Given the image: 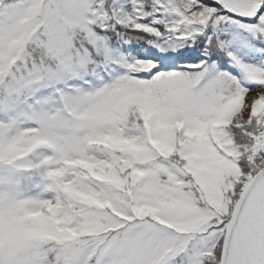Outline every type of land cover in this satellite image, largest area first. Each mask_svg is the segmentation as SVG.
<instances>
[{
	"label": "snow or ice",
	"instance_id": "6c2138e0",
	"mask_svg": "<svg viewBox=\"0 0 264 264\" xmlns=\"http://www.w3.org/2000/svg\"><path fill=\"white\" fill-rule=\"evenodd\" d=\"M0 264H264V0H0Z\"/></svg>",
	"mask_w": 264,
	"mask_h": 264
}]
</instances>
